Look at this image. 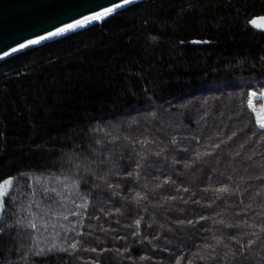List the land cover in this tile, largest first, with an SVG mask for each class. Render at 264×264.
<instances>
[{
  "label": "trees",
  "instance_id": "trees-1",
  "mask_svg": "<svg viewBox=\"0 0 264 264\" xmlns=\"http://www.w3.org/2000/svg\"><path fill=\"white\" fill-rule=\"evenodd\" d=\"M257 18L139 0L0 60V264H264Z\"/></svg>",
  "mask_w": 264,
  "mask_h": 264
},
{
  "label": "water",
  "instance_id": "water-1",
  "mask_svg": "<svg viewBox=\"0 0 264 264\" xmlns=\"http://www.w3.org/2000/svg\"><path fill=\"white\" fill-rule=\"evenodd\" d=\"M136 1L139 0H129V3L124 0H0V60L37 45L19 48L30 39L47 36L59 27L105 8L111 7L114 12ZM60 35L48 37L40 43ZM13 48L18 50L13 52Z\"/></svg>",
  "mask_w": 264,
  "mask_h": 264
},
{
  "label": "snow or ice",
  "instance_id": "snow-or-ice-1",
  "mask_svg": "<svg viewBox=\"0 0 264 264\" xmlns=\"http://www.w3.org/2000/svg\"><path fill=\"white\" fill-rule=\"evenodd\" d=\"M124 3H129V0H124ZM112 11H113V9L111 7H108V8H105L103 11L96 12V13H94L92 15L84 16L82 19H78V20H76L73 23H68V24L64 25L63 27L57 28L53 32H49L47 34V36H43L42 35V36L38 37L37 39H30V40L27 41L26 44L25 43L20 44L19 48L23 49V48L28 47L30 45L38 44L41 41L47 39L48 37L57 36V35H60L61 33H66L69 30L76 29V28H78V27H80L82 25H86V24H88L91 21H99L103 17L108 16ZM17 50L18 49H16V48L12 49L13 52H15ZM5 55H7V53H5ZM249 95L251 97H255L257 100L262 98L261 96L257 95L256 91L250 92ZM262 96H264V94H262ZM247 106L254 114L256 113V109L253 107V101L251 99L248 100ZM256 122H257V124L259 125V127L261 129H264V117L257 116ZM218 146L219 145H217V147ZM13 183H14V181L11 178L5 179L2 183H0V209H2L3 200H4L5 197H7L8 193H9V191L11 189V186L13 185ZM5 185H7L8 187H5ZM220 191H227V189L226 188L220 189ZM80 207H87V204L80 205ZM66 218L67 217H65V219ZM29 227L35 229L37 227V225H36V223H31L29 225ZM261 230L264 231V229H261ZM73 247H75V245H73Z\"/></svg>",
  "mask_w": 264,
  "mask_h": 264
},
{
  "label": "rangeland",
  "instance_id": "rangeland-1",
  "mask_svg": "<svg viewBox=\"0 0 264 264\" xmlns=\"http://www.w3.org/2000/svg\"><path fill=\"white\" fill-rule=\"evenodd\" d=\"M253 24H254L256 27H258V28L264 30V18H263V19H256V20H254V21H253ZM82 26H83V25H82ZM80 27H81V26H80ZM262 94H264V90H262L260 93H257L258 96H261V97H262V98L259 99V100H257L255 97H251V96L249 95V99H251V100L253 101V107L256 109V113H255V114H256L257 116H260V117H264V96H262ZM256 101H260L261 104H260L259 106H257V105L255 104ZM5 187H8V186L5 185Z\"/></svg>",
  "mask_w": 264,
  "mask_h": 264
},
{
  "label": "bare ground",
  "instance_id": "bare-ground-1",
  "mask_svg": "<svg viewBox=\"0 0 264 264\" xmlns=\"http://www.w3.org/2000/svg\"><path fill=\"white\" fill-rule=\"evenodd\" d=\"M92 22V21H91Z\"/></svg>",
  "mask_w": 264,
  "mask_h": 264
}]
</instances>
